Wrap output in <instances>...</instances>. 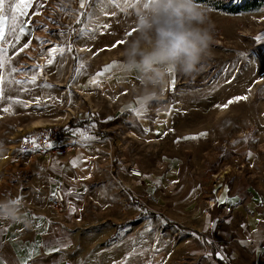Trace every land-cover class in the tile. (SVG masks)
Instances as JSON below:
<instances>
[{
  "label": "rangeland",
  "instance_id": "obj_1",
  "mask_svg": "<svg viewBox=\"0 0 264 264\" xmlns=\"http://www.w3.org/2000/svg\"><path fill=\"white\" fill-rule=\"evenodd\" d=\"M52 1L33 18L26 51L37 44L42 54L44 45L36 34L43 30L36 24ZM209 1L203 6L196 0L215 24L213 58L194 79L175 75V87L170 81L165 99L153 102L144 116L132 111L140 109L133 99L138 82L125 68H114L99 87L89 84L106 67L123 65L119 53L125 43L117 42H126L135 22L134 8L123 0H87L75 22L61 25L64 35L52 36L65 52L58 53L46 72L62 87L34 72L19 79L26 51L15 75L4 78L11 99L2 109L12 106L15 114L0 109V116L6 115L0 120V199L15 195L23 205L29 190L17 177L19 169H10L20 141L36 130L25 127L20 132V125L37 117H62L53 121L55 126L80 129L77 148L66 157L80 161L69 167L81 191L66 195L69 209L76 210L72 221L76 219L80 239V264H123L133 241L143 254L129 257L127 264H251V230L257 222V228L264 226V217L256 216L264 211V151L259 152L264 148V40L258 39L264 37V0ZM81 27L83 33L78 31ZM80 46L85 55H80ZM77 72L81 74L74 85ZM34 74L36 83H28ZM243 95H249L246 102L223 111L216 107ZM37 99L39 106L29 110L16 102ZM162 114L170 118L159 124ZM141 117L147 118L150 129H143ZM203 132L206 138L183 139ZM24 162L33 177L47 172L34 169L32 159ZM228 166L233 171L220 182L216 176ZM134 168L142 171L141 178L130 175ZM8 176L17 180L4 183ZM222 198L225 203H219Z\"/></svg>",
  "mask_w": 264,
  "mask_h": 264
},
{
  "label": "clouds",
  "instance_id": "obj_2",
  "mask_svg": "<svg viewBox=\"0 0 264 264\" xmlns=\"http://www.w3.org/2000/svg\"><path fill=\"white\" fill-rule=\"evenodd\" d=\"M135 33L119 55L137 86L133 99L142 110L164 100L171 74L194 79L213 58L215 24L196 0H140L134 6ZM19 198L0 199V215L11 223L26 222Z\"/></svg>",
  "mask_w": 264,
  "mask_h": 264
},
{
  "label": "crops",
  "instance_id": "obj_3",
  "mask_svg": "<svg viewBox=\"0 0 264 264\" xmlns=\"http://www.w3.org/2000/svg\"><path fill=\"white\" fill-rule=\"evenodd\" d=\"M48 2L49 0H42V7L39 2L31 5L26 10L28 15L20 17L21 21L30 17L32 22L35 17L33 12L41 11ZM9 15L11 14L9 13ZM31 29V25H28L26 34L22 35L18 42L8 29L5 30L6 39L0 42V47L7 48L9 61L0 68V76L3 77V80L15 75L16 71L14 72L12 69H16L24 54L21 52L16 55V52L25 43L32 41ZM9 44H15V48L9 47ZM9 97L8 93H4V99L0 100V109L10 100ZM66 157L53 159L51 166L47 169L42 167V161L36 163L32 160L34 169L47 172L40 173L36 177L31 176L26 180L25 185L23 184L25 187H29L28 192H25L26 200L21 209L26 222L11 223L6 218L0 219V228L3 229L0 232V258L3 259L4 264H24L25 261L27 264H80L77 254L80 239L78 233L75 232L78 230L75 227L76 219L74 218L75 221H72L71 213L74 209H69L67 202L68 211L66 214H59L47 205V198L55 188H62L65 193L69 192V195H75L81 191L79 178L69 167H73L74 159L66 160ZM13 197L16 198L15 195ZM75 214L73 215L75 216ZM256 216L261 220L264 217V211ZM0 217L3 216L0 215ZM33 217L43 219L36 220ZM257 224L251 230V264H264V226L257 228ZM56 241L66 246H61L58 250L50 249L49 244ZM37 243L39 247L35 249L36 254L31 255L29 259L32 246Z\"/></svg>",
  "mask_w": 264,
  "mask_h": 264
},
{
  "label": "snow or ice",
  "instance_id": "obj_4",
  "mask_svg": "<svg viewBox=\"0 0 264 264\" xmlns=\"http://www.w3.org/2000/svg\"><path fill=\"white\" fill-rule=\"evenodd\" d=\"M40 3V6L42 7L43 6V3H42V0H0V42H3L5 41L6 39V29L9 30V32L11 34L14 35V39L18 42L20 37L24 34H26V28L28 25L31 24V18L29 17L27 20H23L21 21L20 17H26L28 15V12L26 11L27 9H29V7L33 4H36V3ZM111 3H116L117 0H110ZM140 2V0H123V3L129 7V8H134V6L136 4H138ZM87 3V0H79V6L80 8H84L85 5ZM100 3H104V0H100ZM6 5H7V12H6ZM201 6V5H200ZM9 13L11 15H9ZM40 12L37 10L35 12H33V15H39ZM68 15H72L73 13L72 12H68L67 13ZM81 15H85L83 13H81ZM88 20H89V23H91V20H92V17L90 14H88ZM53 23H56L55 21H53ZM87 27V25L85 26ZM85 27H81L78 31L83 33L85 31ZM97 28L101 27L100 25H96ZM104 28H108L110 27V25H103ZM45 31H47V27L44 28ZM135 28H132V30L130 32L127 33V35L129 36H132L134 33H135ZM60 35H64V33H60ZM258 39H261V40H264V37H258ZM30 43L31 41H28L27 43H25L22 47H20L17 52H16V55H19V53L21 52H24L26 48H28L30 46ZM45 43L44 41H41V44ZM50 43V41L48 42ZM126 43L125 41L121 40V41H118L117 44H124ZM9 47H12V48H15V44H9ZM71 46L68 47V51H71ZM110 50V49H109ZM90 51V49H89ZM101 51H103V49H101ZM59 53L61 56H63L64 52H65V49L63 47H53L51 49L48 50V55L51 57L49 60H48V64L51 65L55 59V54L56 53ZM96 54H99V53H96ZM242 55V54H241ZM9 61V58L7 56V48L5 47H0V68H2L4 66L5 63H7ZM81 67H83V65H80ZM37 67H43V66H37ZM116 67H121V68H124L123 65H111L109 67H106L103 72H100V73H97L95 77L91 78L89 80V84L92 85V86H96V87H99L101 86V83H102V78H105L106 77V74H109L112 72V70ZM12 71H17V69H12ZM169 73L171 74V85L172 87L174 88L175 87V83H176V78H175V73H174V70L169 68ZM225 71H227V69H225ZM81 73L77 72V75H80ZM36 79H37V76L34 74L31 76L30 80L28 81V83H31V84H35L36 83ZM227 83H231L230 80L226 81ZM262 81L261 80H256L254 81V83H261ZM17 83H24L23 81H17ZM3 84H4V80H3V77L0 76V100H3L4 99V93H5V89L3 87ZM43 87L45 88H51L52 86L51 85H48V84H45L43 85ZM71 87V86H70ZM252 92V88L249 87L248 88V94L250 95ZM249 95H243V96H236L232 99H230L227 104H224V105H217L216 107L220 108L222 111L223 110H226L230 105L232 104H235V103H239L241 101H244L246 102L248 99H249ZM9 99H11V97H9ZM17 103H19L21 105V107L23 108H28L30 105H29V102L27 101H16ZM35 103L37 104V106H39L40 104V101L37 99L35 101ZM3 112L5 113H10V109L8 107H4L2 109ZM133 112L136 113L137 116H144L145 115V111L142 110V109H133L132 110ZM11 114H15V113H11ZM208 135V133L206 132H203V133H200L199 136H186L184 137L183 139L185 140H198V139H201V138H206ZM87 139H95V137H89ZM25 143H31L34 147L36 148H39L40 147V144H38L34 139H26L24 141ZM180 141L177 140L176 143H179ZM247 142V140L245 141ZM2 146V145H0ZM47 147L51 148L52 145L51 144H48ZM248 156L249 158L251 159L252 157V153L249 152L248 153ZM79 159L77 160H73L72 161V164L73 166H77V164L79 163ZM139 174V173H137ZM90 177H84V179H89ZM158 182V181H157ZM56 194V190H54L53 192V195L55 196ZM70 193L69 192H66V195H69ZM21 200L22 198L19 199V203H21ZM219 203H225V199L222 198L219 200ZM262 204H264V201H261ZM5 217H0V219H3ZM33 219H36V220H42L43 218H36V217H33ZM241 227H246L245 225H241ZM150 229H146V231H148ZM3 229L0 228V232H2ZM143 235V234H141ZM193 235L195 236L196 234L193 233ZM241 244L243 246H247V242L246 241H241ZM133 247L131 249L130 252L127 253V255L124 257V262L123 264H127V260L129 257L131 256H134V255H142L143 252L142 250L141 251H138L137 248L135 247V241H133ZM61 246H66V245H62L61 242L59 241H56V242H52L49 244V248L50 249H53V250H58L59 247ZM39 247V244H35L32 246V252L30 253L29 255V259L31 258V255L33 254H36L35 253V249ZM156 251H159L158 249H156ZM207 255H211V254H207ZM217 255H219V253H217ZM221 259H223L224 257H220ZM0 264H4L3 262V259L0 258ZM24 264H27V261L24 262Z\"/></svg>",
  "mask_w": 264,
  "mask_h": 264
},
{
  "label": "built area",
  "instance_id": "obj_5",
  "mask_svg": "<svg viewBox=\"0 0 264 264\" xmlns=\"http://www.w3.org/2000/svg\"><path fill=\"white\" fill-rule=\"evenodd\" d=\"M78 6L79 0H53L47 11L48 13L46 12L38 18L36 26L39 30H44V28L47 27V33L50 34V37L57 35L61 32V25L69 24L72 21L75 22V18L80 9ZM68 12H72L73 14L68 15ZM42 17L46 19H42ZM43 21L48 25H45ZM53 21L56 23H53ZM39 42L41 44V41ZM79 130L80 129L70 127L61 129L57 126L34 130L20 141L13 158V165L10 169L18 168L20 175H17V177L20 181L25 182V178H30L32 172L30 169L24 168V159H32L36 163L42 161V167L49 168L53 159L65 158L69 151L71 152L73 149L77 148V135H79ZM26 139H34L40 144V147L36 148L31 143H25L24 141ZM48 144H51L52 147H47ZM142 174V171L138 168L130 170V175L133 178H141ZM17 177L11 179L13 176H10L6 183L9 184L10 181L15 182ZM54 190H56L55 196L53 195ZM54 190L47 198V205L56 213L66 214L68 211L66 193L62 188H55ZM75 213L76 211L73 210L72 214Z\"/></svg>",
  "mask_w": 264,
  "mask_h": 264
},
{
  "label": "bare ground",
  "instance_id": "obj_6",
  "mask_svg": "<svg viewBox=\"0 0 264 264\" xmlns=\"http://www.w3.org/2000/svg\"><path fill=\"white\" fill-rule=\"evenodd\" d=\"M42 19H46V18L42 17ZM36 38L38 41H44L45 42V43H43L44 46L42 47V49H44V50L41 54L39 52L40 51L39 45L33 44L31 46V48L25 52V55L27 56V58L24 60L22 65L18 68V70L20 71L19 79L28 78L29 75L34 72L35 74H37V76L39 78H42V79L47 80V81H52V83L55 86L62 87L63 85L60 84V82L55 83L52 80V78H50V75L46 72L47 68L51 67L53 64L56 63L55 62L57 59L56 57L58 56V52H57L55 54V59H54L53 63L51 65H49L48 60L51 57L48 55V50L53 48V47H57V46L60 47L59 40L54 38V37H50V34L47 33V31H45V30L38 32L36 34ZM49 41H50V43H48ZM78 50H79L80 55H85V51L81 46L78 48ZM37 66H43V67L41 68V67H37ZM39 73H40V75H39ZM46 76H47V78H46ZM78 81H79V75H77L73 84L77 85ZM28 102H29L30 106L28 108H26L27 110L31 109L32 107H36V105H37L33 101H28ZM8 108L10 109V113L12 111H14L12 106H9ZM69 111H71V110H68V112ZM10 113H6V115H9ZM67 114H69V113H67ZM6 115L4 114V116L3 115L0 116V120L3 117H5ZM169 118H170V115L162 114V115H160V119L158 122H159V124H161L163 121H165ZM61 119H62V117H57V118H53V119L52 118L37 117V118L30 120L29 122H26L23 125H20L18 128L19 129L18 131L23 132L25 130V127H29L31 129H41V128H47L49 126H55L57 124L54 123L53 121H57V120H61ZM140 120H141L140 123H141L143 129H146V130L150 129V123L148 122L146 117H141ZM159 124H157L156 129H159ZM263 151H264V148L260 147L259 152L263 153ZM8 157H9V155H7L5 158H3L2 161L5 163L7 161ZM232 171H233V167L228 166L226 169H224L220 173V175L216 176V178L220 179V182H223L225 176L228 175L229 173H231ZM8 178H10V176L6 177V179L4 180V183H6L8 181ZM209 205L213 208L216 206V203L214 201H212L209 203Z\"/></svg>",
  "mask_w": 264,
  "mask_h": 264
},
{
  "label": "trees",
  "instance_id": "obj_7",
  "mask_svg": "<svg viewBox=\"0 0 264 264\" xmlns=\"http://www.w3.org/2000/svg\"><path fill=\"white\" fill-rule=\"evenodd\" d=\"M200 4H202L203 6H208L210 3V1L209 0H197ZM228 1H231V0H225L224 2H222L223 4H226ZM73 124L74 123H72L71 122V125H72V127H73Z\"/></svg>",
  "mask_w": 264,
  "mask_h": 264
}]
</instances>
